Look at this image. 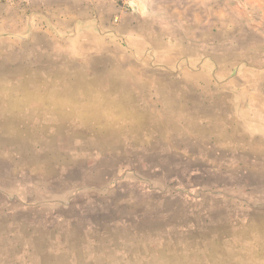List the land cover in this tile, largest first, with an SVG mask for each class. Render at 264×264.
<instances>
[{
	"label": "rangeland",
	"instance_id": "rangeland-1",
	"mask_svg": "<svg viewBox=\"0 0 264 264\" xmlns=\"http://www.w3.org/2000/svg\"><path fill=\"white\" fill-rule=\"evenodd\" d=\"M0 264H264V0H0Z\"/></svg>",
	"mask_w": 264,
	"mask_h": 264
},
{
	"label": "built area",
	"instance_id": "built-area-1",
	"mask_svg": "<svg viewBox=\"0 0 264 264\" xmlns=\"http://www.w3.org/2000/svg\"><path fill=\"white\" fill-rule=\"evenodd\" d=\"M117 4H120V5H125V4H128L129 2H131V0H111Z\"/></svg>",
	"mask_w": 264,
	"mask_h": 264
}]
</instances>
